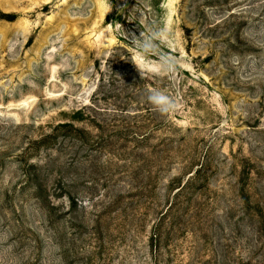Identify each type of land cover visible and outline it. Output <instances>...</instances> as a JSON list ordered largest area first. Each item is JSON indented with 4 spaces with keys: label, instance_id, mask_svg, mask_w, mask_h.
<instances>
[{
    "label": "rangeland",
    "instance_id": "obj_1",
    "mask_svg": "<svg viewBox=\"0 0 264 264\" xmlns=\"http://www.w3.org/2000/svg\"><path fill=\"white\" fill-rule=\"evenodd\" d=\"M0 264H264V0H0Z\"/></svg>",
    "mask_w": 264,
    "mask_h": 264
},
{
    "label": "clouds",
    "instance_id": "obj_2",
    "mask_svg": "<svg viewBox=\"0 0 264 264\" xmlns=\"http://www.w3.org/2000/svg\"><path fill=\"white\" fill-rule=\"evenodd\" d=\"M130 42L141 54H151L158 50L160 44L170 43L169 29L167 27L153 29L148 33L141 31L138 37L133 35ZM158 68L161 73L174 76L180 68V60L174 55L160 54ZM140 74L143 78L142 70H140ZM147 99L153 108L162 115L175 111L178 106V101L175 98L158 89L150 90Z\"/></svg>",
    "mask_w": 264,
    "mask_h": 264
}]
</instances>
